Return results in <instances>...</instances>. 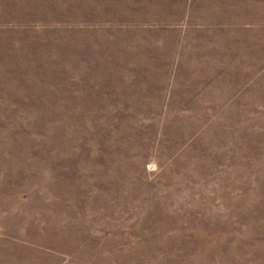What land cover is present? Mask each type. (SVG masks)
<instances>
[{"label": "rangeland", "instance_id": "1", "mask_svg": "<svg viewBox=\"0 0 264 264\" xmlns=\"http://www.w3.org/2000/svg\"><path fill=\"white\" fill-rule=\"evenodd\" d=\"M0 264H264V0H0Z\"/></svg>", "mask_w": 264, "mask_h": 264}]
</instances>
